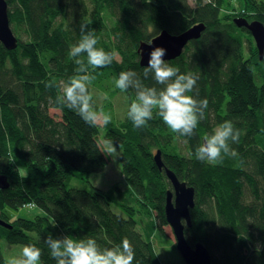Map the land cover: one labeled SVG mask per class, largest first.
<instances>
[{
    "label": "trees",
    "instance_id": "obj_1",
    "mask_svg": "<svg viewBox=\"0 0 264 264\" xmlns=\"http://www.w3.org/2000/svg\"><path fill=\"white\" fill-rule=\"evenodd\" d=\"M85 1L108 10L115 20L110 30L98 15L72 18L69 10L80 13ZM194 1L196 9L186 0H7L19 44L7 50L0 43V168L11 179L0 199L11 208L34 200L38 213L6 214L12 228L0 227V264H12L3 262L1 240L23 244L36 264H97L95 255L106 264H162L151 236L167 224L170 184L154 161L157 150L194 188L187 241H201L212 264H264V57L249 31L233 22L264 24V0ZM201 21L204 31L180 56L138 65L140 39ZM244 43L253 47L246 61ZM231 60L238 63L232 74ZM88 76L98 88L117 85L114 93L101 86L108 101L119 90L127 93L123 119L95 122L100 107L89 89L74 83ZM49 106L60 110V119ZM235 124L243 129L239 137ZM16 126L21 133L9 139ZM101 128L106 143L122 149L125 185L94 194L66 190L70 169L87 174L107 164L98 146Z\"/></svg>",
    "mask_w": 264,
    "mask_h": 264
},
{
    "label": "water",
    "instance_id": "obj_2",
    "mask_svg": "<svg viewBox=\"0 0 264 264\" xmlns=\"http://www.w3.org/2000/svg\"><path fill=\"white\" fill-rule=\"evenodd\" d=\"M233 22L237 27H245L252 38L258 51L259 58L264 53V25L262 22L253 20L247 21L244 17H235ZM205 29L204 23H195L178 33H170L163 29L150 39V42H140L139 62L142 65H151L155 62H162L174 59L181 55L184 46L193 39H198ZM0 43L7 49L12 50L18 44L17 37L11 27L9 19V7L5 0H0ZM204 149L210 155L209 144L205 142ZM157 167H162L161 151L157 150L154 155ZM172 180L173 191L166 194V201H174L167 204L166 221L171 226L175 247L185 264H212V257L209 249L202 243L196 242L193 246L185 236V226L191 225L190 209L194 205V188L187 186L183 181L176 180L167 172ZM4 176L0 175V187H4Z\"/></svg>",
    "mask_w": 264,
    "mask_h": 264
},
{
    "label": "rangeland",
    "instance_id": "obj_3",
    "mask_svg": "<svg viewBox=\"0 0 264 264\" xmlns=\"http://www.w3.org/2000/svg\"><path fill=\"white\" fill-rule=\"evenodd\" d=\"M192 3L194 0H189ZM234 6L238 7L236 1L234 2ZM231 9L225 11H221V15L229 13ZM252 37V36H251ZM252 42L255 45L254 39L252 38ZM256 47V46H255ZM91 85V97L95 107H100L95 115L96 122L102 126L105 117H109L112 120L119 121L124 118L126 111L129 107V98L124 93V91L119 90L114 94V96L108 101L107 94L103 92L100 88H98L94 84ZM117 86V85H116ZM115 86V87H116ZM108 91L111 90L114 93L115 87L106 86ZM61 91L67 92L61 88ZM110 102V105L107 103ZM50 113L56 115L58 117L59 111L51 108ZM102 133V128L100 129ZM103 143V142H102ZM102 148L106 151L107 156V165L103 171L95 172L90 175L91 182L100 186L101 188L107 189L112 184L123 185V179L120 173V153L121 148L110 147L107 143L102 144ZM89 184L85 180L80 179H72L68 184V187H78V188H89ZM111 208L115 212H120L116 205L111 204ZM38 213L37 207H20L17 210L9 211V215L12 217L17 216H25L32 217L34 214ZM154 216V214H152ZM142 222H147L150 217L142 215ZM134 218L139 219L138 216L134 215ZM138 227H140L138 225ZM151 240L155 247V250L161 260L162 264H185L184 260L180 256L179 252L175 247V238L171 229V226L167 223L163 225L161 230L158 228L153 232L151 236ZM2 253L4 257L13 264H36V259L32 251H30L27 247L20 243H8L4 240H1ZM99 264H106L105 261H102Z\"/></svg>",
    "mask_w": 264,
    "mask_h": 264
},
{
    "label": "bare ground",
    "instance_id": "obj_4",
    "mask_svg": "<svg viewBox=\"0 0 264 264\" xmlns=\"http://www.w3.org/2000/svg\"><path fill=\"white\" fill-rule=\"evenodd\" d=\"M6 2H7V0H5ZM201 1H204V0H201ZM94 2H96V1H94ZM7 4H8V2H7ZM186 4L189 6V7H193L194 9H196L197 8V5H198V3H197V1L196 2H191V1H189V0H186ZM83 5H84V7H85V9L84 8H82V10L80 11V13H76V10H73V9H70L69 11H71L72 12V14H71V16H72V18H79V19H82V20H84V19H86V18H89V17H96L97 15H98V20H99V22L101 23V24H103L104 26H105V29L108 31V30H110V28L114 25V23H115V20L113 19V18H110V15L108 14V10L106 11V12H104L101 8H100V6L98 5V4H94V3H92V6H90V4L87 2V1H85V2H83ZM8 7H9V5H8ZM67 11H68V9H67ZM261 22V21H260ZM200 23V22H199ZM201 23H204V22H202L201 21ZM11 24V23H10ZM264 25V24H263ZM161 30H163V28H161V29H159V32L161 31ZM165 30H167V29H165ZM150 31H151V29H149V28H147V33H150ZM168 31V30H167ZM158 32V33H159ZM170 32V31H169ZM15 33V32H14ZM158 33H156V34H158ZM170 33H172V32H170ZM178 33V32H177ZM155 34V35H156ZM15 35H16V37H17V40H18V44H19V38H18V36H17V34L15 33ZM154 35V36H155ZM153 36V37H154ZM152 38V37H151ZM151 38H147V39H145V40H139L138 41V47H137V49L139 48V44H140V42H143V41H145V42H150V39ZM193 40H195V39H193ZM190 41H192V40H190ZM189 41V42H190ZM188 42V43H189ZM187 43V44H188ZM18 44H17V46H16V48L18 47ZM187 44L184 46V48H183V50L186 48V46H187ZM16 48H14V49H16ZM14 49H12V50H14ZM256 50H257V48H256ZM183 52V51H182ZM241 52H242V55H241V59L243 60V61H246V60H249V58L252 56V53H253V47L250 45V44H248V43H244L243 45H242V48H241ZM182 54V53H181ZM257 54H258V51H257ZM259 56V55H258ZM263 57H264V53H263V55H262V58H260L261 60L263 59ZM158 63H160V62H155V63H153V64H151V65H142L140 62H139V60H138V65H140L141 67H151V66H154V65H157ZM237 66H238V63H236V62H234V61H230V66L228 67V70H229V72L232 74L233 72H235V70H236V68H237ZM74 83L77 85V84H79V85H82V88H87V89H89L90 91H91V85H90V83H92L91 82V79H90V77L88 76V77H82V79L81 78H75V81H74ZM59 84H61V88L62 89H64V90H67V87H66V85H65V82L64 81H59ZM105 90L107 89L106 88V86L105 85H101ZM101 86H100V89H101ZM121 91H124V90H121ZM91 93V92H90ZM124 93L127 95V93L124 91ZM128 96V95H127ZM174 107H176V106H174ZM51 108H54V109H56V110H58L59 111V114H58V117L56 116V115H54V114H52V113H50V109ZM219 110V108L217 109V111ZM48 112H49V114H50V116H52V117H56V118H58V119H60V117H61V114H60V110L58 109V108H55V107H48ZM213 116H212V120H211V126L210 127H212L213 126ZM94 120H95V118H94ZM95 122H96V120H95ZM235 130H236V136L237 137H239L242 133H243V129L239 126V125H237V124H235ZM21 131H22V128H21V126H16V127H14L13 128V130L11 131V133H10V135H9V139H12V138H14V137H16V136H18L20 133H21ZM212 132L215 134V136L218 138V139H220V136H221V133H220V126L219 125H214L213 127H212ZM105 144L106 143V140H105V138H104V131H102V133L100 134V136H99V138H98V146L106 153V151L104 150V148H102V144L103 143ZM205 142H207L208 143V141L206 140V138H203V144H205ZM209 144V143H208ZM9 146H11V147H13L12 145H11V143H10V145ZM209 149H210V146H209ZM211 150V149H210ZM8 153H11V149L9 148V151H8ZM121 154H122V149H121V153H120V164H121ZM210 155H211V151H210ZM210 155H208V156H210ZM108 162V161H107ZM35 163V162H34ZM107 165V164H106ZM106 165H105V167H106ZM105 167L103 168V170L105 169ZM158 169H159V171H163L164 172V174H165V176L167 177V181H168V183L170 184V188H168L167 189V191H166V194L168 193V192H172L173 191V186H172V180L168 177V175H167V172H170L173 176H174V178L176 179V180H178L179 179V177L176 175V173L171 169V168H169V167H167L164 163H163V161H162V167L161 168H159L158 167ZM103 170H101V171H103ZM70 172H71V175L69 176V178H68V180H67V183H66V186H65V188H66V190L67 189H70V188H74V187H68V184L71 182V180L72 179H80V180H85V181H87L88 182V184L90 185L89 186V188H86V189H84L85 191H87L89 194H94L95 192H96V190L95 189H101V190H105L104 188H101L100 186H96V185H94L92 182H91V180H90V175L92 174V173H95V172H89V173H87V174H79L76 170H74V169H70ZM120 173H121V166H120ZM0 175H2V176H4V178H5V182H4V184L3 185H5L4 187H0V190H3V189H7V188H9L10 187V184H11V179H10V173H7L6 172V169H1L0 168ZM122 176V175H121ZM122 179H123V177H122ZM179 181H180V179H179ZM183 182H185V181H183ZM186 183V182H185ZM187 184V183H186ZM123 185H125V181H124V179H123ZM122 185V186H123ZM188 186V185H187ZM83 189V188H82ZM174 203V201H170V202H168V201H166V199H165V203H164V206H163V213H164V217L166 218V216H167V213H166V209H165V206L167 205V204H173ZM30 206H36L37 207V203L34 201V200H28V202H25V203H22L21 205H19L18 207H16V208H11V207H9L8 206V202L4 199V198H1L0 199V227H5V228H12V223H11V221L7 218V215L6 214H9V211H14V210H17V209H19L20 207H30ZM115 212V211H114ZM115 213H117V212H115ZM152 214H154V215H157L156 214V212H152ZM12 218H14V217H12ZM147 221H149V219L147 220ZM156 229H155V231L158 229V227H155ZM196 242H201V241H196ZM196 242H194V243H192L191 244V246H193ZM3 254V253H2ZM4 256V255H3ZM213 257H214V254H213ZM94 258H95V263H96V261H97V264H99V263H101L102 261H103V259L102 258H98V256L97 255H95L94 256ZM8 262V260L5 258V257H3V262ZM10 262V261H9ZM11 263V262H10ZM13 264V263H12Z\"/></svg>",
    "mask_w": 264,
    "mask_h": 264
},
{
    "label": "built area",
    "instance_id": "obj_5",
    "mask_svg": "<svg viewBox=\"0 0 264 264\" xmlns=\"http://www.w3.org/2000/svg\"><path fill=\"white\" fill-rule=\"evenodd\" d=\"M31 208H34V207H36V206H30Z\"/></svg>",
    "mask_w": 264,
    "mask_h": 264
}]
</instances>
